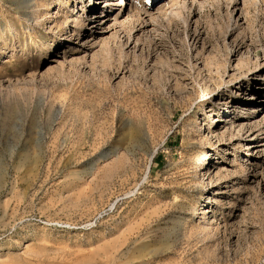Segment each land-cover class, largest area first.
I'll return each mask as SVG.
<instances>
[{"label":"rangeland","instance_id":"1","mask_svg":"<svg viewBox=\"0 0 264 264\" xmlns=\"http://www.w3.org/2000/svg\"><path fill=\"white\" fill-rule=\"evenodd\" d=\"M94 1L0 0V264H264V0Z\"/></svg>","mask_w":264,"mask_h":264},{"label":"bare ground","instance_id":"2","mask_svg":"<svg viewBox=\"0 0 264 264\" xmlns=\"http://www.w3.org/2000/svg\"><path fill=\"white\" fill-rule=\"evenodd\" d=\"M92 1V0H91ZM130 1V0H129ZM125 2H126V0H95L93 3H105V6H103L102 7V13H101V15L100 16H97V14L96 13H94V15L93 16H91L90 15V17L91 18H104V17H106L107 16V14L105 15V16H103L104 15V13H106V11H107V8L110 6V8H114L115 7V5H120L121 7H120V9L124 6V4H125ZM131 4H133V5H135V0H132L131 2H130ZM164 3H162L161 5H157V7H156V11L157 12H161L164 8H166L164 5H167V4H164ZM147 5H149V4H147ZM154 6V5H153ZM95 7V10H97V6L95 5L94 6ZM101 7V6H100ZM84 8V7H83ZM143 8V7H142ZM145 9V8H144ZM152 9H154V8H152ZM152 9L149 7V9H145V11L144 12H146V13H148L149 14V16H153L154 15V13H152ZM134 10H138V7H136ZM92 11V10H91ZM91 11H90V13H91ZM156 13V12H155ZM81 21H83V19L81 20ZM95 23V22H94ZM97 27H99V25L98 26H96V28ZM262 89H264V88H262ZM259 94H261V92H258V93H256V94H252V96L253 97H256L257 95H259ZM259 98L260 97H258L256 100L257 101H259ZM252 104H254V103H252L251 102V104L250 105H252ZM258 106H259V108H262L263 106H264V100H260V102L258 103ZM249 109H251L250 111H252V110H254V108H252V107H250ZM249 109H248V111H249ZM249 111V112H250ZM255 114V113H254ZM250 116V115H249ZM198 165V164H197ZM196 165V166H197Z\"/></svg>","mask_w":264,"mask_h":264}]
</instances>
